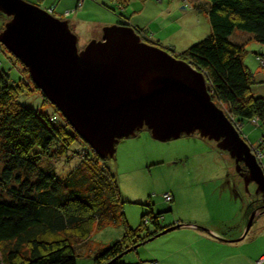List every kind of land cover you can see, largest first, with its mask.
Wrapping results in <instances>:
<instances>
[{"label":"rangeland","instance_id":"obj_1","mask_svg":"<svg viewBox=\"0 0 264 264\" xmlns=\"http://www.w3.org/2000/svg\"><path fill=\"white\" fill-rule=\"evenodd\" d=\"M25 1L44 10L52 9L53 16L72 22L74 30L68 27L76 35L78 50L91 39H99L103 26L123 21L141 31L139 37L142 41L162 48L171 47L175 55L210 32L205 0H124L122 5L117 0ZM8 19L0 13V32ZM229 40L243 44L240 58L254 80L250 95L264 97V65L255 59L256 55L264 53V45L241 31H233ZM0 71L6 74L10 84L20 86L16 96L19 104L62 123L69 136L75 137L76 133L65 126L67 122L57 108L42 98L27 70L1 44ZM213 102L227 118L228 114L232 116L235 120L233 126L244 138L248 137L249 144L257 145L264 133L262 126L254 125L256 122L252 121H243L240 126L227 104L218 100ZM69 144L68 149L61 142L52 144L48 153L39 154V166L52 171L57 178H63L76 166L79 157L84 156L82 149L86 145L79 138ZM2 160L0 151V170ZM104 163L114 174L125 225L131 229L141 225L140 237L153 236L156 229L151 220L158 213L163 216L158 219L161 228L176 224V221L187 224L153 239H144L146 241L140 242L134 250L118 258L116 264H149L153 260L160 264V256H163L164 264H193L185 255L193 251L201 257L194 264H264V214L255 216L242 239L233 241L243 231L246 206L256 201L254 185L250 183L245 191L241 180L236 177L233 160L225 151L217 149L212 140L192 133L158 141L142 128L133 136L119 139L114 144L113 155ZM260 165L264 173V159ZM240 168L242 172L244 166L240 164ZM13 182L7 192L11 187H19ZM164 193L171 195L169 203L163 200ZM0 196L9 195L0 188ZM88 224L90 234L80 241L83 243L74 246L77 251L75 264H91L89 254L120 239L124 231L120 223H107L99 228L94 222ZM191 225L207 233L210 240L205 242L206 235H202L193 242V234L199 233ZM210 229L217 234L209 232ZM186 241H190V247H181ZM2 248L4 245L0 243V251Z\"/></svg>","mask_w":264,"mask_h":264},{"label":"trees","instance_id":"obj_2","mask_svg":"<svg viewBox=\"0 0 264 264\" xmlns=\"http://www.w3.org/2000/svg\"><path fill=\"white\" fill-rule=\"evenodd\" d=\"M117 1L125 4L124 0ZM205 2L209 34L179 55L171 47L164 49L203 74L211 99L227 104L240 126L253 119L254 125L264 129V97L250 95L254 80L240 58L243 44L229 40L233 31H241L264 45V0ZM126 22L119 24L130 26ZM132 28L141 34L137 27ZM258 58L264 59V53L255 56L256 61ZM19 89L0 71V188L9 195L0 196V243L4 245L0 264H75L74 246L90 234L88 222H94L96 228L122 224L120 239L89 254L91 264H116V255L151 236H139L141 225L135 229L125 225L114 174L104 163L110 157L99 158L77 134L69 136L62 123L19 104ZM230 117L228 114L234 125ZM65 126L72 129L68 123ZM238 132L248 143L247 137ZM77 138L86 144L84 156L63 178L39 166V154L48 153L52 144L61 142L68 149L69 142ZM249 146L264 151V133L257 145ZM12 180L19 187L7 192ZM243 215L247 217L248 213ZM151 222L154 234L162 229L157 219Z\"/></svg>","mask_w":264,"mask_h":264},{"label":"water","instance_id":"obj_3","mask_svg":"<svg viewBox=\"0 0 264 264\" xmlns=\"http://www.w3.org/2000/svg\"><path fill=\"white\" fill-rule=\"evenodd\" d=\"M0 13L9 17L0 44L99 158L111 157L119 139L145 128L158 141L197 133L225 151L237 173L242 164L245 191L252 183L263 203L233 241L244 237L255 216L264 213V173L249 144L211 99L200 71L142 41L127 25L103 26L99 39L78 50L67 21L49 10L25 0H0ZM183 225L163 227L150 239Z\"/></svg>","mask_w":264,"mask_h":264},{"label":"crops","instance_id":"obj_4","mask_svg":"<svg viewBox=\"0 0 264 264\" xmlns=\"http://www.w3.org/2000/svg\"><path fill=\"white\" fill-rule=\"evenodd\" d=\"M68 25L70 26V28H72L73 30H74V28H75V25H73L72 24V22H69L68 21ZM248 138V137H247ZM262 159H264V158H262ZM262 159H260V161L262 160ZM244 217V216H243ZM176 223H178V221H176ZM171 224H173V223H171ZM186 224V223H185ZM187 225V224H186ZM191 228L192 229H195V231H197L198 233H199V235H197V234H193V242L195 241V240H199V238H202V235H206V236H208V234L207 233H205L203 230H199V228H197V227H194V226H192L191 225ZM209 232H211V233H214V231L212 230V229H210V231ZM204 233V234H203ZM214 234H217V233H214ZM197 236V237H196ZM206 236H205V242H206V240H210L209 239V236H208V238H206ZM211 237H213V236H211ZM229 241H231V240H229ZM190 241H186L185 243H183L182 245H181V247H183V248H188V247H190ZM196 252L195 251H193V252H189V253H186L185 255H186V257H188L190 260H191V262L194 264V262H198V259H201V257L199 256V255H197V254H195ZM176 256H179L180 254H175ZM261 257H262V255H260ZM198 258V259H197ZM153 261H155V260H153ZM159 261H160V264H164V258H163V256H160L159 257ZM156 262V261H155ZM156 264H157V262H156Z\"/></svg>","mask_w":264,"mask_h":264},{"label":"built area","instance_id":"obj_5","mask_svg":"<svg viewBox=\"0 0 264 264\" xmlns=\"http://www.w3.org/2000/svg\"><path fill=\"white\" fill-rule=\"evenodd\" d=\"M51 11H52V9H49V12H51ZM258 61L260 63H263V65H264V59L263 58H258ZM231 118L232 117H230V119ZM251 121L255 123V120L252 119ZM234 125H235V123H234ZM237 130L239 131V129H237ZM251 151H252V153H254V156L256 157L258 162H260V159L264 158V151L257 150L256 148H251ZM162 198H163L164 201H166L168 203L172 200V197H171V195L169 193H164L162 195ZM263 259H264V256H263ZM149 264H156V262L155 261H151Z\"/></svg>","mask_w":264,"mask_h":264},{"label":"flooded vegetation","instance_id":"obj_6","mask_svg":"<svg viewBox=\"0 0 264 264\" xmlns=\"http://www.w3.org/2000/svg\"><path fill=\"white\" fill-rule=\"evenodd\" d=\"M242 172H244V169L242 170ZM241 172V170L237 173V175H236V177L238 178V180H241V177H240V173H242ZM231 179H232V181H235L234 179H233V177H231ZM226 182H228V178L226 179ZM241 184H242V180L241 181H239ZM236 194V193H235ZM257 198L255 199L256 201H255V203L253 204H251V203H249L247 206H246V208H247V211L246 212H243V214H245V213H247L248 212V216H249V214H250V212L253 210V209H255V208H259V207H261L262 206V202H261V200H260V198L258 197V196H256ZM251 205H252V207H251ZM262 214H264V213H262ZM248 216H247V218H248ZM161 217H163L162 215H156L155 217H153V219L155 218V219H157V221H158V219L159 218H161ZM247 218H246V221H247ZM246 223V222H245ZM164 227H166V226H164ZM159 228H161V227H159Z\"/></svg>","mask_w":264,"mask_h":264},{"label":"clouds","instance_id":"obj_7","mask_svg":"<svg viewBox=\"0 0 264 264\" xmlns=\"http://www.w3.org/2000/svg\"><path fill=\"white\" fill-rule=\"evenodd\" d=\"M51 13V12H50ZM251 149V148H250ZM258 162V161H257ZM258 164L260 165V162H258ZM260 167H261V165H260ZM262 168V167H261Z\"/></svg>","mask_w":264,"mask_h":264}]
</instances>
